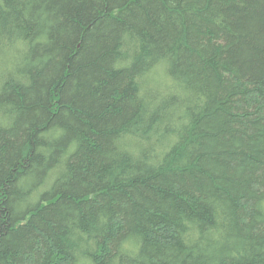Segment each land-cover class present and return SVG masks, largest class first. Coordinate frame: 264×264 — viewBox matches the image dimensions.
Here are the masks:
<instances>
[{
    "label": "trees",
    "instance_id": "trees-1",
    "mask_svg": "<svg viewBox=\"0 0 264 264\" xmlns=\"http://www.w3.org/2000/svg\"><path fill=\"white\" fill-rule=\"evenodd\" d=\"M0 264H264V0H0Z\"/></svg>",
    "mask_w": 264,
    "mask_h": 264
}]
</instances>
